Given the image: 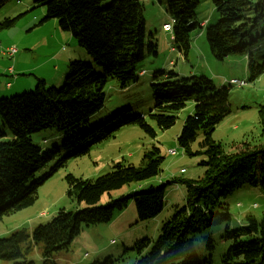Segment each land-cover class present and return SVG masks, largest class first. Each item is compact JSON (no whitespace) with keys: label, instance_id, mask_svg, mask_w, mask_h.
<instances>
[{"label":"trees","instance_id":"1","mask_svg":"<svg viewBox=\"0 0 264 264\" xmlns=\"http://www.w3.org/2000/svg\"><path fill=\"white\" fill-rule=\"evenodd\" d=\"M11 0H0V9ZM45 7L41 22L57 20L61 31L69 32L90 62L72 61L59 88L47 87L36 78L33 91L0 99V220L32 206L37 192L66 162L88 155L91 147L113 136L123 126L136 125L155 137L146 119L130 114L129 108L114 112L111 119L89 129L87 121L101 109L104 86L113 78L125 87L137 80L135 68L145 56H156V45L147 40L146 21L140 0H35ZM217 22L205 30L214 60L244 56L249 82L264 73V62L254 64L247 47L264 39H251V31L264 19V0H211ZM198 0H165L166 12L173 20V48L184 59L190 49L191 32L200 27L195 21ZM15 18L0 21V31L10 28ZM250 40V44L247 41ZM93 65L100 69L97 73ZM153 109L148 120L159 130L171 128L190 101L193 112L184 118L178 145L188 155H203L205 167L194 181L172 180L185 186V203L164 220L154 240L142 239L131 249L138 256L135 264H214L212 235L221 229L220 239L228 246L218 264H264V211L259 218L247 213L242 221L232 219L225 200L243 183L264 192V143H242L235 152L225 153L212 139L217 125L229 113L228 89H216L203 76H182L173 70H157L150 82ZM261 136L264 137V106L258 109ZM56 133L60 144L42 149L33 143L34 135ZM199 150L190 151L198 136ZM64 152L48 173L38 176ZM163 158L153 147L143 155L139 166L116 163L112 170L95 180L64 177L66 197L76 206L60 209L51 220L28 231L21 228L0 238V261L34 264L27 259L34 246L41 253V264H60L56 254L67 251L81 227L109 222L116 211L133 202L137 219L156 217L164 206L167 184L111 198L110 192L123 186L149 180L161 172ZM108 200L101 204V198ZM238 208L241 207L237 203ZM256 205H253L254 208ZM122 258V257H119ZM105 258L91 264H116Z\"/></svg>","mask_w":264,"mask_h":264},{"label":"rangeland","instance_id":"2","mask_svg":"<svg viewBox=\"0 0 264 264\" xmlns=\"http://www.w3.org/2000/svg\"><path fill=\"white\" fill-rule=\"evenodd\" d=\"M140 2L143 6L147 31L152 34L157 45V55L145 56L135 68L137 80L125 87L113 78L106 80L103 106L89 118L87 127L89 129L98 127L111 119L116 110L129 108L130 114L144 117L147 123L154 127L155 137L146 135L136 125L123 126L114 132L112 137L93 145L88 155L69 159L64 167L39 187L37 200L32 206L0 220V238L7 237L11 232L21 228L30 231L38 225L46 224L60 209L73 210L76 204L66 197L67 187L64 180L66 174L93 181L110 172L116 163L141 165L143 155L155 147L159 149L163 158L160 174L149 180L125 185L119 190L110 192V196L119 198L168 183L161 213L154 218L139 221L134 204L130 201L125 209L116 211L109 222L82 226L68 250L56 254V260L60 264H91L108 257L118 260L116 264H135L138 254L133 250L125 251V249H131L138 240H154L159 234L162 222L185 203V186L181 183H172V180L194 181L201 178L205 172V167L200 165L205 160V156L186 154L176 140L184 118L193 112L192 101L177 113V120L169 129L159 130L147 118L153 109L150 82L153 73L161 67H165L167 71L182 72L184 75H187L190 67H194L197 69L195 75L210 79L216 89H228L229 113L212 134L213 141L220 144L225 153L235 152L244 142L251 146L264 143L258 122V109L264 106V73L254 82H249L250 74L246 69L247 62L244 56L231 55L223 61L212 58L206 42L205 30L215 24L218 18L211 0H198L195 21L200 27L191 32L190 49L186 59L178 56L177 51L170 52V47L173 45L172 35L162 29V24L169 22V16L164 8L165 0H140ZM44 16L45 7L35 3V0H11L0 9V21L6 18L16 19L10 28L0 31V99L33 91L36 78L45 79L47 87L59 88L70 62L91 61L71 34L59 29L57 20L41 22ZM203 21L206 22L204 27L200 25ZM263 29L264 19L251 31V39L260 36ZM247 44H250V40ZM9 47L17 50L10 59L2 56V51ZM247 53L251 54L254 64H262L264 39L249 45ZM169 61H172L170 65H168ZM8 68H12V72H9ZM153 68L156 70L151 71ZM93 70L100 72V69L94 65ZM140 71L144 73L141 74ZM230 80L244 82V85H230ZM7 83L11 86L10 90H7ZM0 130L6 132L1 122ZM200 141L201 135L191 144L192 153L199 150ZM33 143L42 149H51L58 146L60 140L56 137V133L44 131L34 135ZM173 149L176 151L175 156L168 154V150ZM64 156L65 153L62 152L41 170L38 176L48 173L55 162ZM107 200L108 195L105 194L100 203L104 204ZM237 203L241 204L240 208L236 206ZM225 204L232 219L238 222L242 221L247 213L259 218L264 211V192L243 183L225 200ZM253 205L256 206L253 208ZM220 236L221 229L212 235L215 243L212 254L214 264L219 263L228 246L227 242H222ZM27 259L34 264H41L39 248L34 246ZM0 264H12V262L0 261Z\"/></svg>","mask_w":264,"mask_h":264},{"label":"crops","instance_id":"3","mask_svg":"<svg viewBox=\"0 0 264 264\" xmlns=\"http://www.w3.org/2000/svg\"><path fill=\"white\" fill-rule=\"evenodd\" d=\"M164 8H165V5H164ZM166 9V8H165ZM167 13V12H166ZM169 16V15H168ZM169 20H170V17H169ZM165 23H167V22H165ZM165 23H163V24H165ZM205 21H203V22H201L200 23V25L201 26H205ZM162 24V25H163ZM165 32V31H164ZM146 34H147V40L148 41H151L152 43H155V40H153V36H152V34L150 33V32H148L147 31V25H146ZM172 35V34H171ZM173 39V37L171 38V40ZM173 41V40H172ZM157 43V42H156ZM156 45V44H155ZM157 46V45H156ZM176 50L173 48V45L170 47V52H175ZM177 54H178V56H180V57H182V55H180V53H178L177 52ZM3 56V55H2ZM5 57V56H4ZM172 61H169L168 62V65H170V63H171ZM173 64H175V63H173ZM9 69H12V68H8V70ZM154 71V70H156L155 68H153V69H151V71ZM160 70H165V67H161L160 68ZM165 71H167V70H165ZM196 71H197V69L196 68H194V67H190L189 69H188V73H187V75H184L182 72H178V74H180V75H182V76H192V75H195L196 74ZM142 74L144 73L143 71H140ZM43 79V78H42ZM45 80V79H44ZM6 87H7V90H10L11 89V86H10V84L9 83H7L6 84ZM14 91V90H13ZM8 92H10V91H8ZM190 115V114H189Z\"/></svg>","mask_w":264,"mask_h":264},{"label":"built area","instance_id":"4","mask_svg":"<svg viewBox=\"0 0 264 264\" xmlns=\"http://www.w3.org/2000/svg\"><path fill=\"white\" fill-rule=\"evenodd\" d=\"M144 1H148V0H144ZM172 25H173V23L168 22V25H166V30H163V31L172 34ZM16 53H17V50L13 47L6 48L2 51V55L9 58V59L12 58ZM8 71L12 72V69H9ZM241 83L242 82H240V81H232V82H230V85H239V86L244 85V82L242 84ZM171 151H175V150L174 149L168 150V153H171Z\"/></svg>","mask_w":264,"mask_h":264},{"label":"bare ground","instance_id":"5","mask_svg":"<svg viewBox=\"0 0 264 264\" xmlns=\"http://www.w3.org/2000/svg\"><path fill=\"white\" fill-rule=\"evenodd\" d=\"M169 22H170V23H173V20L170 19ZM166 25H168V22L162 25V29H163V30H166ZM141 74H142V73H141ZM232 81H233V80H230V81H229V84H230V82H232ZM236 81H237V80H236ZM168 154H169V155H172V156H175V155H176V151H171V153H168Z\"/></svg>","mask_w":264,"mask_h":264}]
</instances>
